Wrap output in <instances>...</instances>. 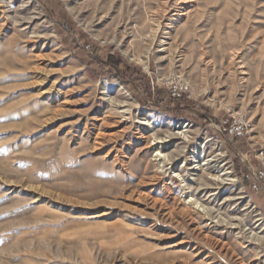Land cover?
<instances>
[{
    "label": "rangeland",
    "instance_id": "1",
    "mask_svg": "<svg viewBox=\"0 0 264 264\" xmlns=\"http://www.w3.org/2000/svg\"><path fill=\"white\" fill-rule=\"evenodd\" d=\"M0 264H264V0H0Z\"/></svg>",
    "mask_w": 264,
    "mask_h": 264
},
{
    "label": "bare ground",
    "instance_id": "2",
    "mask_svg": "<svg viewBox=\"0 0 264 264\" xmlns=\"http://www.w3.org/2000/svg\"><path fill=\"white\" fill-rule=\"evenodd\" d=\"M192 128H193V126H191V125H185V126L184 125H180L178 127V129L180 131L176 135L181 140H183V144H187L188 145L190 143V140H191L190 134H192ZM186 148H188V147H183L182 149L186 150ZM158 156L159 157H163L165 159H167L168 157L170 158V156L164 155V153H162V152H158L155 157H158ZM216 162L217 161H216L215 158H209V156L207 155V151H206V147L205 146L201 147V148L199 147V149H195V150L191 151V161H190V163L193 165L192 170L196 172L197 176L199 175V173H201V175L202 174L206 175V176L209 175L210 180L213 179V180H215L217 182H220L222 184L229 183V182H230V184L231 183L234 184L236 182V178L233 176V172L229 171L228 169H221L220 170L219 169L220 167H219L218 169L220 170L219 172L221 173L220 176H211L210 175L211 169L218 165V162H217V164L214 165V163H216ZM202 176L199 175V177H198L199 180L202 178ZM176 177L181 179L182 175L178 174ZM208 178L206 177V179H208ZM186 198H187V201H188L189 204H191L192 202L193 203H198V202H194L195 199L193 200L190 197H186ZM187 201H186V203H187Z\"/></svg>",
    "mask_w": 264,
    "mask_h": 264
},
{
    "label": "built area",
    "instance_id": "3",
    "mask_svg": "<svg viewBox=\"0 0 264 264\" xmlns=\"http://www.w3.org/2000/svg\"><path fill=\"white\" fill-rule=\"evenodd\" d=\"M223 127L229 136L236 139H241L247 134V125L241 118L228 119L223 123Z\"/></svg>",
    "mask_w": 264,
    "mask_h": 264
}]
</instances>
